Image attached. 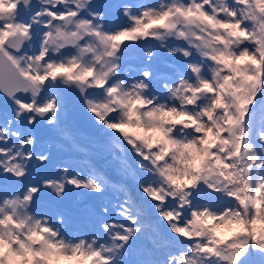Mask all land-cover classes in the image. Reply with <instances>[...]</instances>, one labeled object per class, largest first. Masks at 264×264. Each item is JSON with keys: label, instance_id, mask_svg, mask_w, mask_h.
Segmentation results:
<instances>
[{"label": "snow or ice", "instance_id": "obj_1", "mask_svg": "<svg viewBox=\"0 0 264 264\" xmlns=\"http://www.w3.org/2000/svg\"><path fill=\"white\" fill-rule=\"evenodd\" d=\"M62 262L264 264V0H0V264Z\"/></svg>", "mask_w": 264, "mask_h": 264}]
</instances>
